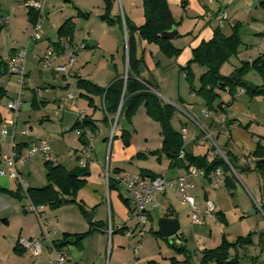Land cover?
Wrapping results in <instances>:
<instances>
[{
  "label": "crops",
  "instance_id": "crops-1",
  "mask_svg": "<svg viewBox=\"0 0 264 264\" xmlns=\"http://www.w3.org/2000/svg\"><path fill=\"white\" fill-rule=\"evenodd\" d=\"M10 1L12 2L9 8H7L4 1L0 0V16H9L8 23L0 30V89L5 93V96L0 99V124L5 127L9 135L13 134V146L24 150L34 144H37L39 141L44 140L47 142L53 152V155L56 157L57 164L73 173H77L82 170L87 173V176L84 178L85 184L77 193V199L81 201L84 210L87 213H90L93 218L91 221H88L87 217L83 216L79 210L73 212L71 211L72 209H65L66 207L70 208L71 205L62 206L53 211L48 210L47 207H39L37 211L40 213L42 219L46 221L47 229L55 231L56 234L52 236L49 241L44 240L42 242V253L40 256L36 257L29 251L23 250L17 245L19 238L33 239L37 238L41 233V226L38 217L34 213L33 215H26V213L29 212L27 208L30 206V202L26 199L27 205L23 206L22 209L24 215L17 214L13 217V223L18 226V233L12 234L8 237V239L5 238L8 243H6V252L2 253L0 251V263H2L4 259H7L5 256H7L10 252L9 258L15 259L16 264L20 262L21 264H24L27 258L30 260L33 259L31 264H47V260L51 256V249L54 243L60 244L63 240V235H68V237L73 239V243H67V240L70 239L68 238L60 249V251L64 252L67 256V264H105L106 243L109 239L112 241L110 255L111 264H146L149 260L145 261L143 260L144 258L139 257L138 255L126 258L123 253L125 249L123 248V244H121V242L122 240L126 242L124 239L125 236L127 237L130 234H132V236H137L138 234H141V231L144 230V225L148 221L146 220L142 227H136L137 223H135V225L130 224L133 217L131 216V213H129V209L122 203L120 197L128 199L129 207L131 209H133L132 199L127 192L121 188L116 187L117 189L108 190L103 178L105 167L107 166L109 169L108 158L110 156L115 165H122L125 160L131 161L133 159L134 152L131 149L133 138H131V144L127 148H123L122 143L119 140V142L116 143V149L112 155L111 147L113 140L111 139V117L105 120L103 116V109L101 108L103 114L100 108L98 109V104L102 107L101 100L98 98L94 99L95 97H93L92 99L94 100V105L96 100L99 101L94 107H90L87 100L83 97V95H86L85 92L76 87L78 79L101 88L106 86L108 87L115 79H122L124 73L126 72L125 64H127V57H124V54L119 52V46L117 47V44L115 51H111L109 48L103 47V45L105 46L109 41L113 42L112 37L119 35L122 36V33L124 32L125 34V31H123L122 27L120 28L119 25L110 27L104 23L107 28L102 30L99 38H97L95 42L94 52H99L98 56L95 60H93L94 54H90L92 53L91 51L89 52V50H91L90 46L85 43V49L78 55V63L76 64L75 62L71 68H68L67 74L56 72L53 68L39 69L37 67L38 59L41 57L49 44L56 43L57 39L55 32L59 26L55 27L47 25L48 31L53 30L47 36L48 44L44 46V50V47H41L40 44L42 39L36 43H29L28 35L31 28L30 21L28 20L29 9L24 5L33 0ZM42 1L44 3V12L45 2L44 0ZM138 1L140 2V0ZM123 2L128 7V11L126 12L128 13V20L136 26L141 25L143 23L141 18L134 15L137 0H123ZM259 2L264 3V0H167L172 16L176 21H180L179 26L176 28L178 35L184 37L188 33H191L190 36L180 39L182 41L179 40V48L181 49V54L177 57L179 67H183L191 58L192 49L198 46L201 41H206L211 38L213 29L220 26L219 15L221 14L226 16V20L221 24V27H219L225 36L230 35V29L233 25L237 23L241 25L239 30L241 46L239 47L236 56L233 58L231 57L232 59H229L230 61L226 63L229 69L228 73H230L234 68H237L241 62H252L260 55L264 54V9L259 6ZM102 7H100L101 10ZM131 7H133V9H131ZM79 11L81 10L79 9ZM45 19L47 20L45 17L40 20L41 29H43V31H45L43 27L46 22ZM50 35L52 36L49 37ZM54 36L55 39H51ZM124 37L126 40V35ZM101 39H103L104 42L101 41ZM142 43L146 44L144 42H141L140 44L138 43L139 49H141L142 52L148 49L149 55L153 53L148 46L142 45ZM25 49L27 52L26 60L23 65L26 72L25 84L22 88L23 94L21 96V106L14 123V117L6 109V104L9 100L14 99L17 96V93L19 92V84L17 78L10 75L7 71L5 67V60L7 58L14 57L16 53ZM113 53L115 54L113 55ZM139 59L143 62L142 56L139 57ZM62 64L61 60L56 61L57 66H61ZM194 71L197 75L201 72V70L196 67H194ZM66 75L72 78V84L70 83L71 79H67ZM251 76L254 77L252 73L248 74L246 80L249 81ZM159 77L160 80H162L164 76L159 75ZM147 78L149 82L146 78H143V76L141 80L145 79L144 81L150 85L153 83H155V85L157 84L151 74H147ZM254 78V82L250 83L257 86L260 85L261 82L259 77L257 76ZM72 88L76 89V92L73 93L75 99L73 101H68L65 104L64 111L56 113L58 100L67 94H71L70 89ZM190 95L191 98L196 99L193 103L196 106L190 107L191 104H185L189 110L187 114L191 116V120H193L194 125L200 129L203 136H199L196 128L188 127L185 129L184 126V132L180 131L185 146L184 151L190 152L195 156L206 155L207 159L211 160L216 154L215 151L211 147H207L203 150L200 144V139L203 138L205 140V136L209 135L214 141H218L220 143L219 146L214 143V145H216L215 147L221 149L223 153H230L228 141L225 140L223 142L219 136L221 134V130L228 128L226 125V121H228V119L223 116L228 114L229 118L236 121L234 124L229 125L230 129L232 128L234 130V127L241 124L238 118H236L237 116H235L236 113H239L242 118L247 119V125H245V128L248 132V129H250L248 127V124L250 123L248 119H250V117L254 118V115L252 116L253 111L251 112L250 108H252L255 102H257L260 98L257 97L254 99H248L243 91L241 93L237 92L233 98H230V96L225 93L224 95H227V100L223 99L220 95V102L228 104L224 112H220L216 115L223 117L225 124L223 123L222 125L221 121H219V119H215L214 116L211 119L205 118L203 116V112L205 110L202 107L201 101L193 94ZM242 98H244V100ZM181 101L182 100H179V103H181ZM23 105L24 107L22 108ZM197 107L200 109L198 112L196 110ZM188 110H185V112ZM77 111L83 112L82 116L89 118L93 123L95 132L90 142H88L85 137L79 139L75 132L70 131L72 125L77 119ZM197 115H199V122L196 121L195 118ZM55 120H57V124H55ZM223 126L224 129L222 128ZM24 130L27 131V134L21 135V131ZM121 130L123 129L121 128L118 131V134H115L118 139L120 137ZM85 140L88 142L86 146L82 144V141ZM250 143V145L253 146L252 151L257 143L262 145L260 140L254 139L252 142V138ZM9 147V141L5 142L1 147V152H7ZM83 156H87V159L85 165L82 167L80 165V160ZM243 157L246 158L244 159V164H242V161L238 166H236V164L234 165L235 175L231 173L234 180L229 177V173L224 174L222 171L226 181H224V184L218 188H212L208 180L203 176L199 179L187 176L188 179L195 185V188L191 191V195L194 198V205L197 209L196 214L198 218L202 219L206 224L208 223V225L210 224L217 227L220 221H217L214 218L216 214L220 217V219H222V222L225 221L227 215L223 213L225 210H223L218 199L219 197L223 198V189H226L227 194L231 195L232 193L229 192L228 188H237V180L235 178V176L237 177L236 168L244 169L242 171L246 174V176L243 177L244 179H239L237 177L238 180L240 182L242 181V185L246 189H251L254 199L259 204H264V191L260 188V186H257L258 179L256 180V178L259 174L258 176L247 174L252 170L251 168H253L254 160L253 162H248L247 157L245 155ZM156 162L162 166V172H160L161 174L153 173V171L147 169L126 171L125 169L122 170L121 168H118L119 165L115 166L112 171H109L113 172L114 170H119L132 174H139V171L147 170L158 177H165L167 179H174L179 176L187 175V170L177 167L170 169L169 160H167L164 156H160L159 160ZM43 164L44 161L42 158L40 156H35L26 161L24 165L19 166L18 171L23 181L24 177L30 179V177L35 173H38L39 177L42 175L44 176L45 171L42 167ZM130 167L132 168L131 165ZM198 170L204 173L203 170ZM249 177L252 179H249ZM252 180L254 182H252ZM253 183H256V186ZM27 185L29 188L37 187L33 183V180H30ZM0 187L9 191H14L18 188L13 181L2 177H0ZM22 192H24V190H22ZM170 195L178 200L172 192L156 194L153 198L154 205L147 209L145 216L149 215L152 218V222L154 221L155 223L156 220L161 217L177 219L179 231L176 234V238L181 239V236L184 235V231L181 229L180 224L182 219L184 217L186 218V216L188 218L186 219L190 221L189 215L191 210L188 205L179 201L180 206L187 207V210L183 209L181 212H178ZM210 198L214 199L215 206L212 214L208 215L205 212V202L207 200L210 201ZM158 207L161 209L159 214L156 212ZM1 210L7 211V213L10 210V206H8V202L3 199L2 194H0V211ZM7 213H5L6 218L0 222V231L2 225L7 226L8 221L10 220L11 214ZM90 223H99L101 224V228H95L94 226L93 228L95 230L88 237L81 240L73 238L74 235H80L87 232L90 228ZM202 224L203 223L201 221L200 225ZM240 224H242L243 233L245 234H256L255 232L259 229H262V232H264V224H258V222L253 225L252 221L247 224L246 221L241 220ZM148 225L156 231V226L154 228L151 223ZM197 226L199 225H196V227ZM121 228L122 230L119 231ZM255 228L256 230H254ZM111 232L112 235L110 236ZM222 235L223 234H221V236ZM215 241L216 240L214 239V243H217ZM252 244L253 246L256 245L253 242ZM258 244L255 248L257 254L255 256L249 255V258L245 259L244 262L242 257L246 258V256L243 251L246 250L247 246L240 248L237 247L235 251H230V255H236L239 258L240 264H261L258 260L264 253V249L263 252L260 251L257 247ZM16 248L17 251L15 250ZM133 253L137 254L136 249H134ZM200 258L201 255H198L196 258V261L199 264ZM164 263L168 262L165 261Z\"/></svg>",
  "mask_w": 264,
  "mask_h": 264
},
{
  "label": "trees",
  "instance_id": "trees-1",
  "mask_svg": "<svg viewBox=\"0 0 264 264\" xmlns=\"http://www.w3.org/2000/svg\"><path fill=\"white\" fill-rule=\"evenodd\" d=\"M143 9L144 22L136 26L131 23L124 16H112L113 0H102V14L99 20L107 26L119 27L125 30L126 34V48H127V75L126 80L115 79L107 88H101L96 85L90 84L86 81L78 79L76 87L85 92L83 97L87 100L90 107H94L93 97L99 98L102 102V109L105 114L104 119L111 117L113 121L116 115L119 104L121 107L118 114L129 115L133 113L138 106L143 105L145 113L151 120L158 123L160 126L161 146L157 151L151 152L152 156H156V161L160 156H164L169 160V168L175 167L187 170L192 166L196 169H201L207 175L216 168H220L224 174L229 173V177L234 180L231 175V169L234 170V164L228 158L229 152L224 153L225 160L218 155H215L211 160H208L206 155L195 156L190 152L184 151V142L180 132L173 130L170 126V120L175 114V108L170 104L164 103L159 100L157 96L149 92L150 84L141 80L140 72L138 71V60L135 56V40L138 39L146 44L155 45L159 52L168 58H177L181 54V49L172 44V41L161 37L163 32H168L176 29L180 21H176L172 16L167 4V0H140ZM184 3V2H182ZM259 6L264 9V3L259 2ZM30 25H34L37 21V14L33 10L28 12ZM86 14L77 13V17L86 18ZM74 23L72 19L65 20L55 32L56 43L52 46L56 52L61 50L59 41H66L72 44V31ZM3 28V27H2ZM0 28V30L2 29ZM241 25L239 23L233 25L230 29L229 36H225L219 27L214 28L211 38L206 41H201L198 46L191 50V58L186 62L183 67L179 68L180 73L183 75L188 89L191 94L198 98L202 107L206 112L217 115L224 112L228 104L220 102V94L227 93L230 98L242 90L248 99L261 98L264 102V54L252 62H241L237 68H234L228 75H221L220 69L223 64L227 63L231 57L236 56L239 47L241 46V39L239 30ZM188 33L187 35H189ZM182 36L177 35L176 39ZM140 62L142 60L140 59ZM6 67V66H5ZM194 67L199 68L201 72L197 75ZM251 72L255 73L260 79V85H253L246 80V77ZM124 89V90H123ZM5 96L3 90L0 89V99ZM126 108V109H125ZM232 120L226 121V125H230ZM87 129L94 134V126L92 121L83 117L80 121L76 119L70 131L76 132ZM79 139L84 138L83 133L78 136ZM114 136L112 137L113 140ZM123 148H127L131 144V134L125 130H121L120 137ZM264 140V136H262ZM88 142L82 141L84 146ZM18 151V147H15ZM221 150V149H220ZM222 151V150H221ZM182 153V157L179 155ZM136 158L145 157L142 154H136ZM253 160L254 170L264 178V144L257 143L254 150L249 155ZM46 185L40 189L26 188L24 190L25 198L34 207H47L49 210H57L65 205H75L83 216H86L81 201L77 199V193L83 188L85 184L84 178L87 176L85 171L73 173L67 171L59 164H51L44 162ZM113 172H119L114 170ZM140 175L149 177L151 179L158 176L150 173L147 170L139 172ZM226 181V178H225ZM18 187V186H17ZM118 187L110 179L108 181V190L117 189ZM119 188V187H118ZM22 189L17 188V191H9L0 187V194L10 195L15 200L22 198ZM122 203L129 209L128 199L120 197ZM261 210L263 208L261 207ZM264 215V210H263ZM146 220L152 223V218L146 215ZM217 221H221L217 214L214 216ZM154 223V221H153ZM101 228L99 223H90V228L87 232L74 235L73 238L81 240L88 237L95 229ZM111 226V225H110ZM112 227V226H111ZM119 229V231H121ZM148 233L154 238H160L153 228L148 230ZM112 232L110 233V236ZM251 233L245 237H238L234 242H229L225 237L221 238L220 244L213 249H203L200 254V264H240L239 258L236 255H230V251H235L236 248L245 247L251 244ZM71 237L63 235V240L55 244V248L60 250L65 241ZM167 241V239H163ZM174 252L178 255L186 254L184 246L170 245ZM17 251V248L15 249ZM184 264H189V259L183 261ZM146 264H159L156 261H148ZM169 264H180L175 258L169 260Z\"/></svg>",
  "mask_w": 264,
  "mask_h": 264
},
{
  "label": "rangeland",
  "instance_id": "rangeland-1",
  "mask_svg": "<svg viewBox=\"0 0 264 264\" xmlns=\"http://www.w3.org/2000/svg\"><path fill=\"white\" fill-rule=\"evenodd\" d=\"M3 1L6 7L9 8L12 1L10 0H3ZM44 2H45L44 14H46L44 15V17L47 18V20L45 19L46 22L43 26L45 31H43L42 29L41 32V39H42V41L40 42L41 47H44L48 44L47 36L53 30L52 29L48 31L47 25L60 27V25L64 20L72 19L74 23L73 31H72V42L75 45H81L85 43L88 44L91 49L89 50V52L91 51L92 53L90 54H94L93 60H95V58L99 54V52H94L96 39L99 38V35L101 34L102 30L107 28V26L104 23H102L98 17L100 14H102V10L100 9V7L103 6L102 0H44ZM140 3L141 1L139 2L137 0L136 3L137 5L134 11V15L141 18V20L144 22L143 9ZM113 4H114L113 5L114 10H112V16L118 15L121 16V18L124 16L125 18L128 19V13H126L128 11V7L125 5L123 0H113ZM79 9L81 11H79ZM131 9H133V7H131ZM77 13H81L84 15L87 14L86 19L82 17H77ZM190 35L191 33L186 36H190ZM124 36L125 34L123 32L122 36L119 35L112 37L113 42L109 41L105 46L103 45V47L109 48L111 51H115L116 50L115 48L119 46L118 47L119 52L120 53L122 52L124 54V57H127L126 40ZM186 36L173 40L172 44L177 48H179L180 45L179 40L186 38ZM51 39H55V36L52 37ZM101 41H103V39H101ZM73 43L72 45H74ZM138 43L140 44L141 42L138 39L137 42L135 40V56L137 55L136 59L139 61L138 71L140 72V77L142 78L143 76V78H146V80L148 81L147 74H151V76L156 80L157 84L155 85V83L151 82L153 84L149 86L150 87L149 92L157 96V98L161 101L164 99V103L170 104L172 107L175 108V114L170 120L171 128L177 132H180L188 127L189 128L194 127L198 131L199 136L202 137L203 133L196 125H194V121L191 120V116L187 114L189 110L187 109L185 104H191L190 107L191 106L195 107L196 105H194L193 103L194 101H196V99L190 97L191 93L188 89L185 80L182 77V74L179 71L180 67H179V63L177 62V58L171 59L166 56H163V54L159 52L158 48H156L155 45L142 43V45L148 46L149 49L153 51V53L149 55L148 49L142 52V50L139 49ZM44 49L45 47L43 48V50ZM114 54L115 53H113V55ZM78 55L75 61L76 64L78 63ZM26 56H27V52H26ZM141 56L143 57V62H140L139 57ZM125 67H126V72L124 73L122 79H124V77L126 78L127 75V70H128L127 64H125ZM228 71L229 69L226 63L223 64V66L220 69L221 75L224 76L228 75L229 74ZM251 73L252 75H254V77H257L255 73L253 72ZM159 75L164 76L162 80H160ZM254 77L251 76L249 82L253 83L255 79ZM68 78L71 79L70 83L72 84L73 82L72 78L67 76V79ZM103 88L105 89L107 88V86ZM70 92L73 95V93L76 92V89L72 88L70 89ZM224 94L225 93H221L220 95L223 97V99L227 100L228 99L227 95ZM96 98L97 97H95L94 99ZM242 99L244 100V98ZM179 100H182L181 103H179ZM98 101L99 100L95 101V105ZM23 107L24 105L22 106V108ZM253 107L250 108V110L251 112L253 111L252 116L254 115V118L250 117V119H248L250 121V123L248 124V127L250 128L248 129L249 130L248 132L246 131L245 128V125H247L246 123L247 119L242 118L239 113H236L235 116H237L236 118H238L239 122H241L242 125L239 124L237 127H234V130L232 128L230 129V126L228 125L227 127L229 129L226 128L220 131L221 133L219 135L220 139L223 140V142L227 140L229 144L230 153L228 154V158L234 165L236 164V166H238L242 161H243L242 164L245 163L244 159L246 158L243 157L244 155L247 157L248 162L250 161L253 162V159L250 156H248V154L253 149V146L250 145L251 138H252V142L255 139V140H260L262 142V145L264 144V140H262V136H264L263 100L261 98L257 100V102H255ZM99 108L102 112L101 109L102 107L101 105L99 106L98 104V109ZM184 109L188 111L185 112ZM196 110L198 112L200 110L199 107H197ZM125 113L126 111L124 110L123 114L120 115L118 121L116 119L112 133V137L114 136V138L111 147L112 148L111 154L113 155V153L115 152L116 143L119 142L120 140L116 137L115 134H118V131L122 128L123 130L128 131L131 134V138H133L131 149L134 152V157L131 161L125 160L122 165L121 164L115 165L113 160H111V156H110L108 158L109 170L112 171L115 168V166L119 165L118 168H121L122 170L125 169L126 171L147 169L153 171V173L162 172V166L157 164L155 160L156 156H152L150 154L151 152L157 151L160 147L161 135H160L159 124L154 122L153 120L150 119V117L147 116L143 105L138 106L137 109L129 115ZM103 116L105 117L104 114ZM198 116L199 115H197L195 118L196 121L199 122ZM115 117L118 118V115L117 116L115 115L114 118ZM223 117L224 118L227 117V119L230 121L232 120L230 124H234L236 122L234 121V119L229 118L228 114L224 115ZM55 122H56L55 124H57V120H55ZM202 139L203 138L200 139V144L203 150L206 149L207 147L208 148L212 147V142H214L217 146H219L220 144L218 141H214L213 139L212 141L206 139L202 140ZM136 154L139 155L142 154L145 157L136 158L135 156ZM129 164L132 166V168L130 167ZM42 167L44 168V164L42 165ZM236 169H237V177L239 179H244L243 177L246 176V174L242 171L244 169H239V168ZM251 169L252 170L247 174L258 176V173L254 170V167ZM45 174L46 173H44V176L42 175L41 177H39V174L35 173L30 177V179L24 177V181L27 186V189L29 188L27 184H29L30 180H33V183L35 184V186H37V187H30L31 189H40L44 187L47 183L45 179ZM237 177L235 176L237 180V188L235 189L228 188L229 192H231L233 195L227 194V190L223 189L224 190V191L222 190L223 198L219 197L218 199L219 203L222 205L223 210H225V212L223 213L226 214L227 216L225 221L222 222L221 220L218 226L217 227L215 226L216 228L213 225L210 224L208 225V223L206 224L202 219L199 220L200 222L202 221L203 226L202 225H199L201 227L192 226L191 222L187 220L188 218L186 216L187 219L184 217L180 224L181 229L184 231V235L181 236V239H177L176 236H173L171 238H168L167 241H164L163 238L161 237L154 238L148 233V230L150 228L148 224L150 222L149 223L147 222L144 225V230L141 231V234H138L137 236L136 235L132 236V234H130L127 237L126 236L124 237L126 242L122 240L121 244H123V248L125 249L123 252L125 257L131 258L132 256L138 255L139 257L144 258L143 260L145 261L148 260L156 261L159 264H168L171 258H175V260L178 263L184 264L183 263L184 259L188 258L189 264H199L196 261V258L198 257V255H201L200 252L203 249H213L217 245H219V239L221 234H223L221 238L225 237L226 240L229 242H234L237 237L246 236L247 233L246 234L243 233V227L242 224H240L241 220L246 221L247 224H249L250 221L253 222V225H255L257 222L258 224L260 223L264 224V215H263L264 204H259L254 199V196L251 193V189H249L248 187H247L248 189H246L242 185L243 184L242 181L240 182ZM249 179L252 178L249 177ZM257 179H258L257 186H260V188L264 191V183H263L264 178L259 175L256 178V180ZM252 182L254 181L252 180ZM253 184L255 185L256 183ZM15 191H17V189H15L14 192ZM21 193H23V195L25 194L24 192ZM2 197L8 202V206H10V210L8 211V213L7 211H3V210L0 211V222L6 218L5 213L12 215V218L10 215V220L8 221L7 226L2 225L0 231V251L2 253H5L6 243H8L6 239H8V237L11 236L12 234L18 233V226L17 224L13 223V217L16 216L17 214L24 215L22 209L23 206L27 205L28 200L26 201V198L24 199L25 195L22 196L20 200H16V201L15 198H13L10 195L2 194ZM170 197L173 199V203L175 204L178 212H181V210L183 209L187 210V207L180 206V202H179L180 200L176 196L175 197L178 200H176L172 195H170ZM209 200L212 202L213 206H215L214 199L210 198ZM260 207H262L263 210H261ZM47 209L49 210V208ZM65 209H72L71 211L73 212H76L78 210V208L75 205H71L70 208L66 207ZM156 212L159 214L161 212V209L158 207L156 209ZM87 214L88 213H86V215ZM26 215H33V213L28 212L26 213ZM135 223H136V219L133 217V219H131L130 224L135 225ZM151 224L155 228L156 223L152 222ZM136 227H140V226H136ZM254 230H256V228ZM262 231H263L262 229H259L258 231L255 232L256 234L251 233L250 236L251 244L247 245L246 250L243 251L246 256V258L242 257L243 262L245 261V259L249 258L248 257L249 255L255 256L257 254L255 248L259 242L260 243L258 244L257 247L260 249V251L263 252L264 232ZM214 239L216 240L215 242L217 243H214ZM252 242L255 243L256 245L253 246ZM171 244H174L176 246H180V245L184 246L186 250V254L178 255L177 253L174 252L173 248L170 247ZM111 248H112V241L111 239H109L106 243L105 264H111L110 263ZM134 249H136L137 254L133 253ZM9 253L7 256H5L7 259H4V261L0 264H16L15 259L9 258ZM32 260L27 258L24 264H31ZM165 261H167L168 263H164ZM258 261L259 263L264 264V253L261 255V258H259ZM18 264H21V262Z\"/></svg>",
  "mask_w": 264,
  "mask_h": 264
},
{
  "label": "built area",
  "instance_id": "built-area-1",
  "mask_svg": "<svg viewBox=\"0 0 264 264\" xmlns=\"http://www.w3.org/2000/svg\"><path fill=\"white\" fill-rule=\"evenodd\" d=\"M43 1L42 0H33L26 3L24 6L29 10H33L37 14V21L34 25L31 26L28 42L36 43L41 40V24L40 20L44 19L43 12ZM219 24H221L226 20V16L224 14L219 15ZM9 21V16H0V28L4 27ZM59 45L61 50L56 52L52 46H49L45 49L41 57L38 59L37 67L39 69H49L53 68L56 72L60 73H68V68H71L75 61L79 52L85 49V45H72L68 44L66 41H59ZM26 58V49L21 50L12 58H7L5 60V66L10 75L15 76L17 78L19 84V92L14 99H11L6 104V109L10 114L15 118L19 112L21 106V96L23 94L22 88L25 84L26 72L23 68ZM61 60L62 65L57 66L56 61ZM239 93L242 90L238 91ZM75 97L71 94H67L64 97H61L57 102L56 113H61L65 109V104L68 101H73ZM83 112L77 111L76 116L77 120L80 121L83 118ZM203 116L205 118H214L219 119L221 124L223 125L224 119L220 117V115L216 116L209 112L204 111ZM225 124V123H224ZM224 129V126L222 127ZM184 132V130L182 131ZM83 133L85 139L90 142L93 134L87 129L81 131H76V136H80ZM27 131H21V135H26ZM206 140L212 141V137L209 135L205 136ZM13 134L9 135L4 126L0 124V177L6 178L10 181H13L18 187L25 190L26 184L24 183L19 171L18 167L24 165L26 161L29 159L40 156L44 162H49L51 164H56V157L53 155L52 150L46 141L41 140L37 144H34L24 150L18 151L15 146L12 144ZM9 141V150L7 152H1L2 145ZM218 156H223L224 153L217 147H215L214 142H212L211 147ZM179 157H182V153H180ZM222 158V157H221ZM87 156H83L80 160V165L83 167L86 163ZM225 160V155L224 158ZM232 174L235 175L233 169H231ZM187 176L199 179L205 177L210 183L212 188H218L224 184L225 177L220 168H216L209 174L205 175L202 171L189 167L187 169L186 176H179L174 179H167L165 177H157L151 179L146 176H142L140 174H132L129 172L119 171V172H110L108 167L106 166L104 169V182L106 186L108 185L109 179L114 182L119 188L123 189L133 201V209L131 212V216L136 219L137 226L142 227L146 221L145 213L147 209L154 205L153 198L156 194H163L165 192H172L181 202L188 205L191 212L189 215L190 222L192 226L200 225L201 222L196 214L197 209L194 205V198L191 195V191L195 188V185L191 180L188 179ZM39 207H34L30 204L27 208L29 212L34 213L38 219L41 226V233L37 238L33 239H23L19 238L17 241V245L23 249L29 251L33 256H40L42 253V242L44 240L49 241L52 236L56 234L55 231H50L47 229L46 221L42 219L40 213H38L37 209ZM214 211V206L211 201L205 202V212L208 215H211ZM215 218V217H214ZM216 219V218H215ZM176 236V235H175ZM53 245V244H52ZM51 256L47 260V264H67V256L64 252L55 248V244L51 249Z\"/></svg>",
  "mask_w": 264,
  "mask_h": 264
},
{
  "label": "water",
  "instance_id": "water-1",
  "mask_svg": "<svg viewBox=\"0 0 264 264\" xmlns=\"http://www.w3.org/2000/svg\"><path fill=\"white\" fill-rule=\"evenodd\" d=\"M177 35H178L177 30L176 29H173V30L168 31V32H163L161 34V37L162 38H165L167 40L173 41V40L176 39ZM51 36L52 35H50L49 37H51ZM125 80H126V78L124 77V81ZM120 107H121V102L119 104V108H118V111L116 113V116L119 113ZM116 119H117V117H115L114 120H113L112 131H111V138H112V133H113V129H114V125H115ZM221 157L224 158V155L221 156ZM86 217H87V220L88 221H91L92 218H93V216L91 214H89V213L86 215ZM156 228H157L156 229V234L159 237H161L163 239H168V238H171V237L175 236L178 233V231H179V224H178L177 219H175V218H165V217H161V218H159L156 221ZM67 243L72 244L73 243V239L72 238L68 239L67 240Z\"/></svg>",
  "mask_w": 264,
  "mask_h": 264
}]
</instances>
